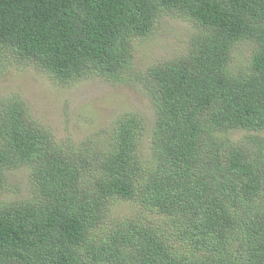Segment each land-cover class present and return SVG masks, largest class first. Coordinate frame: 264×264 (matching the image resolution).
Listing matches in <instances>:
<instances>
[{
	"label": "trees",
	"instance_id": "1",
	"mask_svg": "<svg viewBox=\"0 0 264 264\" xmlns=\"http://www.w3.org/2000/svg\"><path fill=\"white\" fill-rule=\"evenodd\" d=\"M166 17L196 33L134 77L150 129L131 112L99 144L59 142L22 98L0 99V194L28 173L23 198L0 199V264H264V0H0V74L125 82Z\"/></svg>",
	"mask_w": 264,
	"mask_h": 264
},
{
	"label": "rangeland",
	"instance_id": "2",
	"mask_svg": "<svg viewBox=\"0 0 264 264\" xmlns=\"http://www.w3.org/2000/svg\"><path fill=\"white\" fill-rule=\"evenodd\" d=\"M195 33V27L187 20L162 18L147 38L134 42L132 67L125 82L92 77L62 84L34 65L12 64L0 74V99L22 98L32 118L59 142L100 143L110 136L114 121L131 112L147 119L150 129L155 111L134 77L153 65L185 55ZM248 53L247 45L238 47L234 68L240 69L246 64ZM149 132L145 136L144 152L149 147ZM27 180V171L9 172L7 183L11 189L2 191L0 199L23 198ZM114 214L120 219H137L141 209L132 203H118Z\"/></svg>",
	"mask_w": 264,
	"mask_h": 264
}]
</instances>
